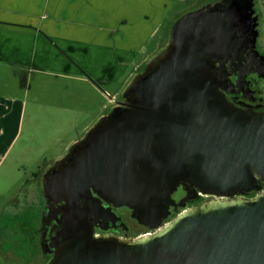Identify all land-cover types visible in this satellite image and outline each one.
<instances>
[{
    "label": "water",
    "instance_id": "water-1",
    "mask_svg": "<svg viewBox=\"0 0 264 264\" xmlns=\"http://www.w3.org/2000/svg\"><path fill=\"white\" fill-rule=\"evenodd\" d=\"M252 5L179 15L122 101L42 171L40 238L54 228L56 248L47 264H264V109L228 104L214 71L259 56ZM188 184L204 199L163 222ZM101 199L152 231L93 233L113 221Z\"/></svg>",
    "mask_w": 264,
    "mask_h": 264
},
{
    "label": "crops",
    "instance_id": "crops-1",
    "mask_svg": "<svg viewBox=\"0 0 264 264\" xmlns=\"http://www.w3.org/2000/svg\"><path fill=\"white\" fill-rule=\"evenodd\" d=\"M184 1L0 0V66L16 68L17 76L18 71L55 76L67 71L109 80L136 53L138 42ZM34 102L29 115L38 120L45 108L38 112ZM25 106L22 99L0 96V159L21 129ZM53 110L54 140L64 141L80 111L57 105Z\"/></svg>",
    "mask_w": 264,
    "mask_h": 264
},
{
    "label": "rangeland",
    "instance_id": "rangeland-1",
    "mask_svg": "<svg viewBox=\"0 0 264 264\" xmlns=\"http://www.w3.org/2000/svg\"><path fill=\"white\" fill-rule=\"evenodd\" d=\"M215 0H186L175 4L167 19L156 27L149 38L141 40L137 51L131 55L124 66L116 71L109 80L100 79L93 75H70L61 71L60 76L53 74L41 75L18 71L16 68L0 66V96L14 97L24 100L25 113L21 129L13 139L7 153L0 159V230L6 241L20 240L24 233L32 231L33 213L36 203L24 201V189L33 192L35 180L32 172L37 169L45 170L67 152L66 148L79 137H82L100 114L107 113L120 99L139 67L155 56L167 41V31L170 23L182 13ZM217 1V0H216ZM258 3V1L256 0ZM264 13V6L262 5ZM264 18V17H263ZM264 28V27H263ZM83 72H86L84 69ZM82 76L88 82L82 81ZM74 93V94H73ZM37 110L45 108L44 113L33 119L35 102ZM53 105L71 107L80 111L76 115L73 131L67 134L66 139L54 140ZM30 111V113H29ZM54 118V119H53ZM64 147V143L68 142ZM21 152V153H20ZM28 180V182H27ZM40 189L41 185L36 183ZM36 188V189H37ZM23 189V190H22ZM13 215V216H12ZM22 225V226H21ZM24 227V228H22ZM24 231H23V230ZM5 241L0 244V264H11L13 260L5 251ZM4 247V248H1Z\"/></svg>",
    "mask_w": 264,
    "mask_h": 264
},
{
    "label": "flooded vegetation",
    "instance_id": "flooded-vegetation-1",
    "mask_svg": "<svg viewBox=\"0 0 264 264\" xmlns=\"http://www.w3.org/2000/svg\"><path fill=\"white\" fill-rule=\"evenodd\" d=\"M257 1L258 3L256 0H253L252 17L255 19L254 24L256 32L254 50H256L259 56L255 58L248 57L247 53H244L239 61L228 60L225 63V75L223 77L220 76L217 65L214 68L219 83L218 90L222 92L228 104L247 112L264 109V13L262 11L264 0ZM207 3L208 2L204 4ZM168 32L169 28L167 35ZM142 67L141 65L139 69L136 70V73L140 71ZM243 71H246V73L242 74ZM117 101H122V99L120 98ZM41 175L42 170L40 169L32 172V176L35 178L34 181L30 182L34 184L33 192L27 188L24 190L22 189L25 192V194H23L24 201L26 203L27 201L30 203L34 202V204L36 203V209L33 213V219L31 220L33 224L32 231L29 234L25 232L20 240L8 242L2 236H6L5 231L0 230V244L5 241V251H7V254L11 256L13 260L11 264H47L56 250L55 247L51 246L53 243L54 228L52 229V233L48 232L46 234L47 237H44L43 241L40 238V214L47 205L41 187L40 189L36 187L38 181L41 185ZM187 193L189 197L186 198ZM91 195L97 196L94 193ZM176 196V205L169 207L170 213L163 222L172 218L183 206H188L189 204H194L204 199V195L197 192L196 194L194 193V187L190 184ZM80 204L82 205L83 201H81ZM101 204L104 208L113 212L114 215L111 216L113 221L101 223L105 228H100L99 225L93 226V233L128 237L152 231L149 226L142 225L131 217L130 209L126 207H115L113 204L107 203L103 199H101ZM55 205L61 206L63 204L58 202ZM1 248L4 247L1 246Z\"/></svg>",
    "mask_w": 264,
    "mask_h": 264
}]
</instances>
